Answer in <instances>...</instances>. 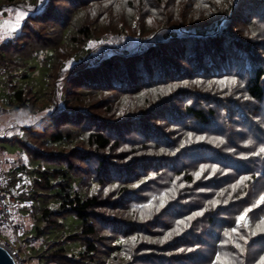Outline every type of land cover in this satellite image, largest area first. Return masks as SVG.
Listing matches in <instances>:
<instances>
[{"label":"trees","instance_id":"obj_1","mask_svg":"<svg viewBox=\"0 0 264 264\" xmlns=\"http://www.w3.org/2000/svg\"><path fill=\"white\" fill-rule=\"evenodd\" d=\"M0 11L20 14L0 30L5 98L32 113L0 129L12 147L0 188L30 216L36 258L261 264L264 0H0Z\"/></svg>","mask_w":264,"mask_h":264},{"label":"rangeland","instance_id":"obj_2","mask_svg":"<svg viewBox=\"0 0 264 264\" xmlns=\"http://www.w3.org/2000/svg\"><path fill=\"white\" fill-rule=\"evenodd\" d=\"M19 12V11H18ZM20 14H9L8 12L0 11V30H10L14 25H16ZM36 84L39 86L38 78H34ZM5 85H4V75L0 73V129L8 122L24 123L28 118L31 119L30 114H26L24 111L11 110L10 104L5 98ZM12 147L8 145L7 141L0 138V181L4 183L6 173H4L3 165L6 161L5 157L1 154L2 151H9ZM11 188V187H10ZM10 194V193H9ZM12 196V194H11ZM14 204V201H12ZM11 205V212L9 214L10 223L7 226H0V239H6L11 245L12 251L17 252L22 264H44L40 259L34 256V252L30 247V242L26 240V235H29L28 229L23 230L30 220V216L25 214L23 208H17ZM21 216H19V215ZM66 251L75 252L79 248V243L77 241L66 240L63 243Z\"/></svg>","mask_w":264,"mask_h":264},{"label":"built area","instance_id":"obj_3","mask_svg":"<svg viewBox=\"0 0 264 264\" xmlns=\"http://www.w3.org/2000/svg\"><path fill=\"white\" fill-rule=\"evenodd\" d=\"M12 188H10V194L8 192L3 191L0 188V226H7L10 223L9 214L11 212V205H12ZM0 242L5 245L8 249H10L11 254L14 258L16 264H22L17 252L12 251V247L8 240L0 239Z\"/></svg>","mask_w":264,"mask_h":264},{"label":"snow or ice","instance_id":"obj_4","mask_svg":"<svg viewBox=\"0 0 264 264\" xmlns=\"http://www.w3.org/2000/svg\"><path fill=\"white\" fill-rule=\"evenodd\" d=\"M221 84L225 83V81H220ZM228 84H235L236 81L233 79V80H229L227 81ZM260 153H264V148H261L260 149ZM197 176L200 175V173H197L196 174ZM249 179L248 177H243L240 181V183H243L244 180H247ZM239 186V185H237ZM237 186H234V187H237ZM260 203H264V195H262L260 197V199L257 201V205L260 204ZM256 205H254L253 207H255ZM252 209H246L244 214H242L240 217L237 218V223L242 226V227H247V224H246V220H247V213L250 212ZM180 223H183V221H181ZM260 231H264V218H262L259 222V224H257L256 226ZM238 229L234 228L232 229V232L235 233L237 232ZM171 235V234H169ZM168 237H165V239H167ZM243 238V237H242ZM135 239V238H133ZM235 247L237 248H241V245L240 244H236ZM217 264H232V262L228 259V258H224L223 260L221 259V257L218 255L217 256ZM261 264H264V257L261 258Z\"/></svg>","mask_w":264,"mask_h":264},{"label":"water","instance_id":"obj_5","mask_svg":"<svg viewBox=\"0 0 264 264\" xmlns=\"http://www.w3.org/2000/svg\"><path fill=\"white\" fill-rule=\"evenodd\" d=\"M0 264H16L10 249L0 242Z\"/></svg>","mask_w":264,"mask_h":264}]
</instances>
